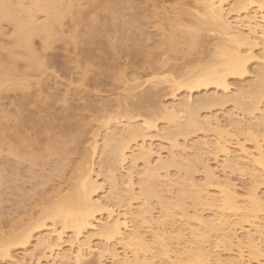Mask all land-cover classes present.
Returning a JSON list of instances; mask_svg holds the SVG:
<instances>
[{"label": "bare ground", "instance_id": "obj_1", "mask_svg": "<svg viewBox=\"0 0 264 264\" xmlns=\"http://www.w3.org/2000/svg\"><path fill=\"white\" fill-rule=\"evenodd\" d=\"M173 1L175 6L171 8L170 15L166 7L160 6L155 0L154 9H151L149 14L144 12L139 16L135 12L128 20H123L119 12L126 6L122 0H25V2L24 0H16V4L14 3L15 0L0 1V24L3 21L13 25V47L22 50V58L27 61L31 69H38L41 66L30 44L32 37L38 35L45 38L46 47L49 43L59 39L71 40L85 57L83 58V62L86 63L85 68L87 66L95 68L99 74L119 78L106 65L107 59H105V54L103 55V50L106 48L112 51L110 59L117 60V58L120 59L119 56L123 58L122 55H124L126 62L123 67H118L119 72H125V69L130 68L131 73L134 72L132 76L136 78V85H138L137 83L140 84L137 81L139 77L135 75L139 73V68V70L142 69L139 75L152 76L150 79L148 78V81L150 83L152 81L153 89L159 84L166 87L164 85L166 84L171 96L175 91L181 89L187 90L189 96H191V92L200 88L204 89L196 103L193 101L195 104L192 103V100L190 102V99H187L182 100L176 107L177 109L174 108L175 111L162 110V112L160 109L159 111L162 112L160 113L162 114L160 120H165L167 125H173L161 127V130L159 128L158 131L155 124V113H150V111L148 115L144 116L143 114L144 118L140 123L131 122L133 110H140L146 101L152 100L154 93L156 94L153 89L142 92L136 97V102L128 101V105L131 104V110L128 105L122 107L124 116L127 117L123 135L121 133L122 137L120 133H116L118 136L114 132L105 133L101 145V154L103 155L101 163L107 165L108 169L104 178L109 183L113 194L112 199L115 203H120L121 197L133 199L131 173H127V178L123 180L125 177L119 176L118 173L117 175L115 171L119 165L126 162L128 155L132 153V146H139L137 148L138 155L134 154V158H131L132 165H135L134 159L139 158L143 161L141 176L138 180L139 195L142 196V202L136 211L129 212L128 209V211L123 212V215L128 217L117 215L114 217L106 202L104 204V202L97 201L93 197V193L99 188L96 176L92 175L91 154L97 148V140L94 136L90 144V152H92H83L76 164L77 180L74 188L66 194L58 196L53 202L49 201L44 205L39 210L38 218L29 226L19 224L15 227L13 225L8 233L0 230V264L11 259L10 251L14 245L25 244L29 240L33 226H44L46 221L50 222L49 227L51 229L45 233V236L37 239V243L44 244L45 249L50 254L53 252L52 247L57 242L58 245L63 235L69 233L67 241L70 245H76L75 254L73 258L68 257L69 254L62 258L64 260L72 259L74 264H79L84 260L83 257L91 254V252L86 254L87 250L91 251L89 249L91 247L88 245V231L106 241L113 239L118 241L125 250L123 264H163L162 261L154 259L155 254H161L165 257L167 261L165 260L164 264H183L184 259L182 260L178 256L174 262H170V250L167 249V243L164 242L163 238L164 224L174 223L177 218L181 226L189 231L190 239L184 241L181 247H177L179 253L187 254L186 260L189 263L253 264L252 259L254 258L255 264H264L255 258L262 250L253 236L255 232L261 236L260 228L257 229L258 225L253 230L254 233L251 234L248 229V232L246 231L245 236H243V242L241 240L236 243L237 254L231 256L232 259H222L224 257H220V248L216 250L219 243L221 247L222 244L227 245L231 250L234 245L232 236H235V225L244 222L254 224L264 206L261 196H258L259 194L255 191L257 185L264 183V152L256 140L258 136L253 133L252 138L256 141L253 152L247 151L243 144L237 143V147L233 151L237 150L238 154L245 157L246 161L240 159L241 162L233 156L234 153L231 155V146L229 148V143L222 137L221 131L215 133L218 138H215L212 146H209L204 140L201 144V147L202 145L204 147L195 149L193 154L188 157L183 158V155L179 153L181 150L175 149L184 150L176 141L178 136L187 137L190 133L204 127L202 126L204 122L208 123L205 120L204 122L201 121L198 113L199 108H208L213 104H223L224 101L232 100L233 102L234 100V102L238 101L243 107L242 110L250 115H255L254 112L261 109V107L259 109V104L264 98V0H192L195 6L193 10L181 7L188 0ZM227 2H231L232 5L230 9L228 7L229 11L226 10V12L224 8ZM81 3L84 5L81 6ZM230 12L235 13L234 18L236 19L234 21L228 17ZM36 13L44 15L42 22H36ZM65 16L70 18V24H72V27L70 25L71 35L68 37L61 36L59 32ZM150 19L159 24L156 31L158 33L153 39L147 37V33H150L142 26L144 23L149 25ZM79 26H85L82 34L79 33L81 28L78 29ZM142 36H146V39L141 44L139 39ZM147 39L149 42H146ZM150 42L153 43V49L156 52L158 50L157 54L155 51V53L152 52V49L147 48ZM117 43L118 46H121V49L118 50L120 52L114 50ZM258 46H260V51L258 55H255L254 48ZM96 52L98 54L93 55ZM5 58L8 66L2 67V58L0 57V87L3 80L15 71L19 56L9 50ZM252 59L260 60L259 63H255L250 72L253 76L246 81L245 86L239 84L236 91L233 90V94L230 93L229 85L231 82L229 83V80L248 73L247 64ZM133 77L132 80H134ZM11 86L14 90L25 89V84L21 82H13ZM208 86H213L223 93L210 95L207 92V94L205 90ZM157 89H161V87L158 86ZM235 104L238 105V103ZM18 105H16L17 108L12 116H7L5 117L6 121L0 122V152L5 151L14 156L17 161L26 159L33 164L48 156H61L66 151L74 149L71 144L76 142V139L79 142L80 132L72 136L71 132L69 133L66 128L59 126L52 118L42 120L41 124L40 121L39 126L33 125L31 122L30 127H26L27 120L24 118L25 121L21 115L22 105L20 103ZM153 110L155 111V109ZM103 111L105 110L103 109ZM159 111L157 110V112ZM178 111L185 113L183 119L179 115L180 113L177 114ZM108 118L111 119V117ZM260 119H263L264 122V113H261ZM260 119L259 121L262 123ZM238 122L235 118L230 124L235 125ZM159 130H163L162 135H160ZM153 131L170 142L169 156H167L169 158L165 160L159 158V163L155 166L154 164L151 165L152 162L149 160L154 150L145 141L149 136L150 138L153 137ZM252 132H249L250 135ZM247 138L249 137L247 136ZM206 149L208 155L210 153L215 160L219 157L218 154L222 155L221 165L232 171L240 169L243 173L244 169L241 168V165H247L248 168V165L252 164V168L246 170L252 181L251 190H247L245 193L246 198L235 192L236 187L234 188L229 180L225 181V179L221 182L214 178V172L204 156ZM239 165L241 167H238ZM169 166H175L183 173L171 180L173 183L171 185H176L174 196H165L167 197L165 198L159 190L162 182L160 171H167ZM197 167H201L207 176L208 181L205 184H199L193 179L192 174ZM215 184L217 192L213 193L208 190L209 187L207 188V186ZM122 185L126 186L124 190ZM152 199L155 200L159 209V216L156 218L152 217V205L150 203ZM202 208L212 212V215L204 218L199 211ZM103 212H106L110 219L100 222L99 214ZM137 216L140 217L141 221L136 220ZM232 216H238V219L230 220ZM192 221H196L197 225H193ZM141 223H147V225L142 227ZM147 232L150 233L152 238L150 240L153 241L150 245V240L145 236ZM210 237L217 241L215 245L213 244V249L209 247V251H206L203 243L208 242ZM192 244L196 246L197 252L195 253L191 250ZM243 244L246 245L250 253V255L248 253L250 257L247 255L245 259L242 255L243 250H241ZM222 248L226 249L225 247ZM127 250L131 253L130 257L129 254H126ZM111 252L114 257L117 256L114 249ZM147 253H151V255L147 256ZM97 261L102 264L99 255Z\"/></svg>", "mask_w": 264, "mask_h": 264}, {"label": "rangeland", "instance_id": "obj_2", "mask_svg": "<svg viewBox=\"0 0 264 264\" xmlns=\"http://www.w3.org/2000/svg\"><path fill=\"white\" fill-rule=\"evenodd\" d=\"M122 1L126 4V6L119 11L123 20L130 19L135 12L139 16H141L144 12H148L149 14V11L151 9H154L153 3H155V0ZM156 2H158L157 4H159L160 6L162 5L164 6V8L166 7L169 15L171 8L175 6L173 0H156ZM14 3L16 4V0ZM83 5L84 3H81V6ZM225 5L224 10L229 11L228 7L230 9L232 3L227 2L225 3ZM181 7L193 10L195 6L192 3V0H188L185 4H182ZM228 17L231 21H234L236 19L234 18V12L228 13ZM35 18L36 22H42L44 20V15L41 13H36ZM68 19L70 20L68 16L64 17L62 26L59 29V32L63 37H68L71 35L72 24H70L71 20L69 22ZM151 20L152 19H150L149 25L148 23H144L142 26L147 30V32L150 33H147L148 36H146L153 39L156 38L155 34L157 35L158 33H156V31L159 24H156V22H153L154 20ZM145 24H147V26H145ZM84 28L85 26L78 27V29L80 30V34L83 33ZM0 29L2 32V34L0 35V46H2L0 48V57L2 58V67L8 66L5 57L7 56L9 50H11V52L15 55L19 56V59L15 65V71L11 73L7 79L3 80V84L0 87V122L3 123V121H6L5 117L12 116L17 106H19L18 103H20V105H22L21 115L23 119L25 118L28 121L27 122L24 119L26 121V127H30L31 122L33 125L35 124L36 126H39L38 124L40 121L41 124L43 122L42 120L46 118H52L55 123L59 124V126H62L64 129L66 128L69 133L71 132L70 134H72V136L73 134H79L78 132L81 133V137L80 135H77L80 138L78 139L79 142H77L76 139V142L74 141L71 144L72 147L74 146V149H70L71 151H66L65 153L67 154L64 153L61 156H48L43 160H38V162H35L33 164H31L26 159L17 161L14 156L9 155L5 151L0 152V230H2L4 233H8L13 225H15V227L19 224H22V226H29L30 223L34 222L36 218H38L39 210L44 205H46L49 201L53 202L58 198V196H62L74 188L75 182L77 180V172L75 168L76 164L80 160L83 152H90V144L94 136L96 138L94 139L97 140V148L94 149V153L91 151V162L93 163L92 175L96 176L95 178H97L96 180L98 182L99 188H97V190L93 193V197L97 199V201L104 202V204L106 202L108 204V208L112 210V216L115 217L117 215L120 217H128L124 216L123 212L128 211V209L129 212L136 211L140 203L142 202V196L139 195L138 180L141 176L140 172L143 168V161L138 158L137 160L134 159L135 165L131 164V158H134V154L138 155L137 148L139 146H132V153L128 155L126 162L119 165L117 171H115L116 174H120L119 176L125 177L123 180L127 178V173H131L133 181V199L130 200L127 197H121V202L115 203L113 202L114 199H112L113 194L110 190L109 183L104 178L108 168L105 163H101V158L103 156L101 154V145L103 137L109 132H114L115 134L120 133V136L122 133L123 135V131L125 130L124 128L126 126L125 124L127 123V117L124 116L125 113L123 112L122 107L124 105H128V101H132V103L136 102V97H138V94L153 89V85L151 84L152 81L151 83L148 81L152 76H146L144 74L142 76L140 74V77L139 73H141L142 69L140 68L141 70H139L138 68L139 73L135 75L139 77V79L137 78V81H139L140 84L136 82L138 84L136 85V78L132 76V73L134 72L132 71L131 73L130 68H127V70L125 69V72H119L118 67H123L126 62L124 55H122L123 58L119 56L120 59L117 58V60H114L112 58L110 59V54L112 53V51L106 48L103 50V55L105 54V59H107L106 65L109 67L111 72L116 74L117 77L119 76V78L117 79L112 78L108 75L99 74L97 73L95 68H89L88 66L85 68L86 63L83 62V58L85 57L81 54L79 48L77 46L75 47V44L71 40L67 41L65 39H59L52 43H49L48 47H46L47 41L45 40V38L38 35L32 37L30 44L35 56L37 57V60L41 63V66L38 69H31L27 61L22 58V50L13 47V25L11 23L2 21L0 24ZM146 36H142V38L139 39V42L141 41V44L142 42L144 43ZM147 40L148 41L146 42H149V39ZM116 45V49H114L115 52L121 49V46H118V43ZM147 48L152 49V52L155 51L153 49V43L151 42L148 43ZM6 49L9 50L7 51ZM259 51L260 46L254 48V54L256 53L255 55H258ZM157 53L158 50L156 54ZM97 54L98 52L93 55ZM259 62V59L250 60L247 64V70H249L247 71L248 73L241 77H234L229 80V83L231 82L229 85L230 93L233 94V90L236 91L239 84H243L244 86L246 85V81L253 76L250 73L252 68L255 66V63ZM132 77L134 80H132ZM141 81H143L144 83H142ZM13 82L24 83L25 89H12L11 84ZM132 85H134L135 87ZM164 85L166 87H164L163 84L158 85L159 87H161V89H157V85L156 87H154L153 90L156 91V94L154 93V98L152 99L154 102L150 99L149 102L146 101V103L140 110L137 109V111H131L133 116V120H131L132 123H140L144 118L143 114L144 116L148 115L150 111V113H155L154 117L156 119L155 124L157 125V131L159 128L161 130V127L163 128L164 126H172L173 124L167 125V122L165 120H160V115H162L160 113L163 112L162 110H166L168 112L172 111L181 103L182 100L190 99V102L192 100V103L193 101H195L196 103V101L198 100L197 98H199L200 94L204 92V89L200 88L197 91L191 92V96H189L187 90L181 89L175 91L171 96L167 85ZM214 88L215 87L213 86H208L205 92H208L210 95L216 93L220 95L221 93H223L216 88L214 90ZM263 99L259 104V109L261 107V111H255V115H250L245 110H242L243 107L240 105V103L238 101L234 102V100L233 102L232 100H227L226 102L224 101L223 104H213V106H209L208 108H199L198 113L199 117L202 119L201 121L204 122L205 120L206 122L208 121V123L206 124L204 122L202 125L204 127H201L199 128V130L190 133L187 137L178 136L176 141L184 148V150L180 148L175 149L181 150L179 153L183 155V158L185 156L188 157L193 154L195 149H200L199 147H201L202 141L204 140H206L209 146H212L215 142V138L217 137V134L215 133H217V131H221V133L223 134L222 137L229 143V148L231 146V155L234 153L233 156L239 159L240 162L241 160L246 161L244 159L245 157L238 154L237 150H233L236 149L237 143H240L241 145H244V148H246L247 151L253 152L256 144L255 139L252 138L253 133L258 136L259 139L257 138L256 140H258V144L261 146V150H263L264 152V122L263 119H260L261 113H264ZM235 103H238V105H236ZM103 109L105 111H103ZM129 109L131 110V106ZM153 109H155V111ZM160 109L162 112L159 111ZM157 110L159 112H157ZM177 114L182 116V119L185 116V113H181L180 111H178ZM108 117H111V119H109ZM230 117H233L232 119L236 118L239 122L235 125H232L234 124L233 122L232 124H230L232 121ZM259 119L263 124L259 121ZM258 121L261 123V126ZM218 122L219 125H217ZM56 130L58 129L56 128ZM160 130L159 133L160 135H162L161 132L163 130ZM251 131L253 132L250 135L249 132ZM154 132L156 131H153V134L151 133L153 137L150 138L149 136V138H146L145 141L150 144L151 149L154 150L153 154L151 153V158L149 160H151L150 162H152L151 165L154 164L155 166L159 163L160 159L165 160L166 158H169L167 156H169L168 147L170 142L167 139L160 137V135L158 136L159 133L157 134V132L154 135ZM118 134H116V136H118ZM218 135H220V133H218ZM247 136L249 138H247ZM252 139L254 140V142ZM137 143L138 145L140 144L139 140ZM202 147L204 146L202 145ZM205 151L206 152L203 151L204 156L205 158H207L206 160L214 172V178L221 182H223V180L225 179V181L229 180L230 183L233 184L234 188L236 187L235 192H238V195L242 194V196L246 198L245 193L247 192V190L250 191L252 187V181L250 178L251 176H249L246 170L250 167L252 168V164L249 162L251 165H248V168L247 165H241L242 167L240 165L238 166L244 169L245 173H242L240 169H234V171H232L221 165L220 160H222V155L220 156V154H218L219 157L217 158V160H215L212 155H210V153L208 155L207 149ZM64 156L67 157L64 158ZM182 173L183 171L178 170V168H176L175 166H169L167 168V171H160V174L163 178L160 175V179L162 180V182L160 183V187H158L164 197L174 196L176 185H171L173 184L171 180ZM192 175L195 182L199 184H205L208 181L207 176L201 167H197L196 171ZM121 187H123L124 190L126 186L122 185ZM216 187V184L213 186H207L208 190L213 193L217 192ZM256 188V193L259 194L258 196H261L264 203V183H260ZM150 203L152 205V217L156 218L157 216H159V209L156 206L154 199H152ZM199 211L200 213H202V216L204 218H208L212 215V212H210L206 208L199 209ZM258 216L259 217L256 219L254 224H248L244 222L243 224L241 223L240 225H235V236H232L235 248L233 245L230 250L227 245L222 244V247L226 248L224 249L221 247L220 243L219 245L217 244V246L219 247H217L218 249L216 248V250H219L220 248V257H224L222 259H232L233 257L231 256H235V254H237L236 243L243 239V236H245L244 234L246 233V231L248 232V229L249 232L251 231V234L252 232L254 233L255 231L253 230L258 225L257 229L260 228L259 231H261V236L257 232H255L253 236L255 240H257L256 242L259 243L258 246H260V249L262 250L260 254H257L255 256V258L258 261H262V263H264V206L262 207V210ZM109 219L110 218L107 217L106 212L99 214L100 222L108 221ZM236 219H238V216H232L230 218V220L233 221ZM136 220L141 221L139 216L136 217ZM192 224L197 225L196 221H192ZM49 225L50 222L46 221L44 226H33L29 240L25 244L14 245L10 251L11 259L2 262L1 264H53V262H55V264H74L72 259L64 260L62 258L64 255L68 256V254V257L73 258L75 254L76 245H70V243L67 241L69 233L63 235V240L61 239L58 245L57 242L56 245L52 247L53 252L50 253L51 255L45 249L44 244L37 243V239H39L41 236H45V233H47L48 230L51 229ZM146 225L147 223H141L142 227H145ZM164 226L163 238L164 242L167 243V249L170 250V262H174V259L178 256L181 257L182 260L184 259L183 264L199 263H189L186 260L187 254L179 253L177 250V247H181L184 241L190 239L189 231L181 226V224L179 223V219L177 218L174 223H166L164 224ZM253 226L254 228L252 229ZM89 234H91V232L88 231V245L91 247L89 248L91 251L87 250L86 254H88L89 252H91V254L89 253L90 255L83 257L84 260H82V262H80L79 264H99L97 261L98 255L100 256L102 264H121L122 260L124 259L123 256L125 255V250L118 241L114 239L106 241L102 237L94 235V233H92L91 235ZM145 236L148 240L152 239L149 232H147ZM216 241L215 238L210 237L208 242L203 243L204 250L209 251V247H212L213 249ZM152 242L153 241L150 240L149 245ZM244 245L245 244H243L241 250H243L242 255L245 259V257L249 253V249L246 247V245L244 247ZM191 247L192 252H197L196 246L194 244H192ZM113 249L115 252H117V256L115 257L111 252ZM224 250L226 251L224 252ZM129 252L130 251L127 250L126 254H129L128 256L130 257L131 253ZM146 255L150 256L151 253H147ZM249 255L248 257H250ZM154 259L156 261H162L163 264L166 260L165 257L161 256V254H155ZM252 260L253 264H255L254 258Z\"/></svg>", "mask_w": 264, "mask_h": 264}]
</instances>
